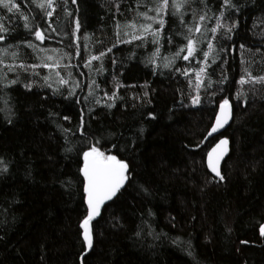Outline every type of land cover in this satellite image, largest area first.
<instances>
[{"label": "trees", "instance_id": "16d2710c", "mask_svg": "<svg viewBox=\"0 0 264 264\" xmlns=\"http://www.w3.org/2000/svg\"><path fill=\"white\" fill-rule=\"evenodd\" d=\"M14 2L19 10L8 12L0 6V24L8 29L0 31L5 36L0 49L16 46L8 49L7 56L0 53L4 61L0 73L9 80L19 77L8 88L0 80V159L8 168L0 173V264H81L82 256L83 264H264V235L260 234L264 226V85L237 83L243 67H249L253 75L264 74V0H238L241 11L232 18L239 26L231 39L216 34L213 43L227 52L220 53L208 68L211 86L205 78L199 88L195 71L203 65L195 60H176L172 70L162 66L164 57L186 43L182 35H175L185 31L177 17H165L163 36H172L171 44L164 39L153 44L149 35L143 43L137 40L112 47L116 21L121 25L133 21L138 0H76V4L68 0L72 16H65L63 0H57L60 6L52 17H46L33 0ZM221 2L207 0L210 19L204 23L209 29L215 25L213 14L219 15ZM202 7L196 0L185 9V21L191 24L192 9ZM25 15L32 25L49 33L43 44L24 28ZM77 18L80 29L73 35ZM141 22L143 18L137 20ZM48 24L57 31L51 33ZM29 40L48 49L46 55L63 56L62 66H74L60 70L64 76L72 71L79 82L74 96L68 95L71 83L60 86L59 92L54 91L55 83L52 88L44 86L42 78L49 69L38 67L35 76L31 68H19L21 63L39 64L37 56H45L27 48ZM200 47L207 50L206 42ZM108 48L112 51L102 62L84 66L92 55ZM13 51L19 52L16 60ZM154 53L158 67L148 63ZM101 63L103 71L98 72ZM9 64L15 65V71H8ZM176 67L188 68L189 76L176 72ZM221 76L228 78L223 84L217 83ZM25 83L33 85L31 90ZM116 83L123 85L118 89L121 99L108 108L111 101L104 93L111 95ZM90 90L93 96L85 102ZM237 90L246 95L237 99ZM197 93L201 103L195 105L190 94ZM222 97L233 104L234 119L224 134L231 150L222 169L225 180L219 181L207 167L208 152L218 137L207 140V136ZM81 115L89 138L117 144L131 169L130 186L93 221L91 251L84 247L78 227L84 214L80 160L75 151H64L69 145L62 131L75 132L68 134L69 139L79 145L82 137L76 129ZM65 116L69 119L64 120ZM140 128L143 135L137 131Z\"/></svg>", "mask_w": 264, "mask_h": 264}, {"label": "snow or ice", "instance_id": "6c2138e0", "mask_svg": "<svg viewBox=\"0 0 264 264\" xmlns=\"http://www.w3.org/2000/svg\"><path fill=\"white\" fill-rule=\"evenodd\" d=\"M33 2L36 3V6L43 11L46 17H52L56 11V8L60 6L57 3V0H33ZM71 3L76 4V0H71ZM193 3H196V0H147V2H145V0H138L136 17L133 19V21L125 23L124 25H121L119 21H116V41L113 43L112 47H115L117 43H132L133 41L137 40L143 43L149 35L152 38L151 42L153 44L159 45L161 39H164L168 44H171L172 36H163L166 25L165 17H177L185 31L182 33H176L175 35H182L186 43L178 46L176 51L170 57H164L163 59L165 63L162 66L172 70L176 60H195L198 66L203 65L198 68V71L193 69V71H195L197 80L196 87L199 88L201 85H203L205 78L208 79V86L210 87L212 81L208 74V68H210L212 64L216 63L220 53L227 52V49L224 48L223 45L217 48L213 41L216 39L217 33H222V38H232V33H234L236 28L239 26V22L232 17L241 11V6L238 3V0H222L218 8L219 15H215V13L213 14L215 16V25L209 29L204 23L210 19L209 12L211 9L208 8L207 0H199V4L203 5V7L199 10L196 8L192 9L191 24H188L185 21V9L190 8ZM67 4L68 0H63L65 16H72V13L67 10ZM0 6L5 8L8 12H13L14 9L19 10L20 7L14 2V0H0ZM115 7L116 11L119 12L120 6L118 3L115 5ZM140 7H143L145 10L140 11ZM149 13L152 14L150 15ZM140 18H143L144 22L137 23V20ZM24 20V28L33 34L37 41H40L41 44H43L46 36H48L49 33L41 30L38 25H32L27 15L24 16ZM74 23L75 31L72 33L73 35H75V32H78L80 29L78 18L75 19ZM154 25L157 27H154ZM47 27L51 33L57 31V29L52 27L51 24H48ZM0 31L7 32L8 29L0 24ZM209 33L212 34L211 37H209ZM128 36H130V39H125V37ZM4 39L5 36L0 35V41H3ZM77 39H79V37H77ZM84 39H88V37H84ZM205 42L207 44V50H204L200 47V45L204 44ZM25 46L32 49L34 53H45V56H37V59L40 60L39 64L26 66L25 64L21 63L19 64V68L26 71L31 68L33 70L32 74L35 76L39 75L38 72L34 71L36 68L40 67L49 69V75L42 78L44 81V86L52 88L53 83H55L57 87L54 89V91L59 92L60 86H67L71 83L72 87L68 89V95L74 96V89L79 87V82L73 79L72 71L68 70L66 76L61 75L60 71L61 69H71L74 66L70 64H65L62 66L61 61L63 60V56L57 59L53 56L46 55L49 50L33 43L31 40L27 41ZM69 46L71 47V44ZM14 47L16 46L9 45L8 48L0 49V53H2L4 56H7L9 55L8 49ZM240 48L243 50L244 45H240ZM76 49L78 54L79 45H76ZM51 51L57 52L58 50L52 49ZM111 51L112 48H108L106 51H100L98 55H92L84 66L91 68L92 61L102 62L107 52ZM257 51H259V49H257ZM156 53H159V48L156 49ZM156 53H154L153 56L149 58L148 63L158 67L154 58ZM11 56L13 60H16L19 58V52L13 51L11 52ZM210 58L211 63H209ZM49 61L51 63H49ZM224 62L226 63V61ZM3 63V59H0V64ZM113 63H115V61H113ZM245 63L246 62L242 56L241 64L244 65ZM6 67L8 71H15V65L9 64L6 65ZM174 70L183 76H189L188 68L181 69L176 67ZM97 71H103L102 63L101 67L98 68ZM227 79V76H221L217 83L223 84L227 81ZM0 80L4 81L3 87L8 88L11 85L17 84L19 82V77L9 80L6 73H0ZM91 83L96 85L95 80H92ZM189 83H191V81H189ZM237 83L240 85L251 84L253 86L256 84L264 85V74L253 75L249 67H243L242 75ZM32 86L33 85L31 83L24 84V87L28 90H31ZM122 86L123 85L116 83L114 86L115 90L111 93V95H109L108 92L104 93L105 97L111 101L110 103L106 104V107H114V102L117 99H121V97L118 96V89ZM96 87H98V85H96ZM147 95L148 93L145 92L144 97H147ZM245 95L246 94L243 91L237 90V99ZM92 96L93 91L90 90L88 96L84 97L85 102H88L89 97ZM190 98L195 105L201 103V96L199 93L194 96L190 94ZM133 99H140V97H133ZM77 102L79 103V101ZM148 102L150 103V101ZM7 103L8 100L5 98V104ZM95 103L99 104L100 101L95 100ZM218 109L219 111L214 117V122L210 125L211 130L208 133L209 136L223 129L225 125L229 123V120L232 117V105L228 98H221V101L218 103ZM7 111H10V109ZM148 116L150 119H156L154 113H148ZM63 119L68 120L69 117L65 116ZM8 122L11 123V120L9 119ZM62 131L66 134L65 142L67 145H69L68 147H65L64 151L66 153L75 151L80 160L79 174L82 177L80 184L81 199L84 205V214L79 222L78 227L80 229V235L82 237L84 247L91 251L94 247L95 238L93 221L101 216L102 208H104L107 202L114 203L115 198H118V194L121 193V190L126 191L127 186H130V164L127 160L120 156L119 153L121 149L117 144L113 143L111 146H109L107 144H101V138H97L95 136L89 138V135L85 131L83 115H81L80 125L76 129V132H78L82 137V139L79 141V145H76L69 139L68 134L75 135V132H72L71 129H62ZM137 131L140 135H143L144 129L140 128ZM228 145L229 140L227 138L220 139L219 143L215 148H213L212 152L208 154L207 167L212 173L215 174V177L219 178V181L225 180V176L221 172L220 165L221 161L228 153ZM112 149H116V152L113 153ZM0 165H3V167H0V173L8 171L7 164L2 159H0ZM67 185L68 187H71L72 181L69 180ZM142 191L145 194H149L147 188L142 187ZM260 234L264 235V226H261ZM136 235L140 236V232H137ZM148 235H153V233L149 232ZM155 238L158 237L154 236V239ZM174 243H176V241H174ZM241 243L246 242L241 241ZM188 254L192 255L190 249L188 250ZM83 260L84 257L82 256L81 264H83Z\"/></svg>", "mask_w": 264, "mask_h": 264}, {"label": "water", "instance_id": "95a60500", "mask_svg": "<svg viewBox=\"0 0 264 264\" xmlns=\"http://www.w3.org/2000/svg\"><path fill=\"white\" fill-rule=\"evenodd\" d=\"M231 103V102H230ZM231 105H232V117H231V119L229 120V123L228 124H226L225 125V127L223 128V129H221L220 131H218L217 133H215V134H213V135H211V136H207V140H211V139H213V138H216V137H218V141L216 142V144L210 149V151L208 152V154L210 153V152H212V150H213V148H215L216 147V145L219 143V140L220 139H225L226 137H224V134H225V132L227 131V129L231 126V124H232V122H233V119H234V108H233V104L231 103ZM218 111H219V109L217 110V113H218ZM229 140V139H228ZM228 153H227V155L224 157V159L221 161V165H220V167H221V172H222V169H223V166H224V164H225V162H226V160H227V158H228V156H229V154H230V150H231V143H230V141H229V145H228ZM207 162H208V156H207ZM209 171H210V173L215 177V174L214 173H212L211 172V170L209 169ZM216 178H218V177H216ZM108 203H110V202H107L106 204H108ZM99 218V217H98ZM97 218V219H98ZM96 219V220H97ZM95 220V221H96Z\"/></svg>", "mask_w": 264, "mask_h": 264}]
</instances>
